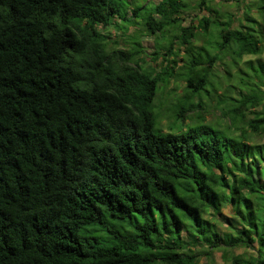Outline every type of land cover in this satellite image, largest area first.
<instances>
[{
	"label": "trees",
	"instance_id": "obj_1",
	"mask_svg": "<svg viewBox=\"0 0 264 264\" xmlns=\"http://www.w3.org/2000/svg\"><path fill=\"white\" fill-rule=\"evenodd\" d=\"M193 1L0 0V264H195L191 242L264 264V64L242 60L262 34L226 11L245 0ZM110 27L152 39L158 69L139 36L110 50ZM171 81L184 89L163 115ZM214 99L228 127L206 121Z\"/></svg>",
	"mask_w": 264,
	"mask_h": 264
},
{
	"label": "rangeland",
	"instance_id": "obj_2",
	"mask_svg": "<svg viewBox=\"0 0 264 264\" xmlns=\"http://www.w3.org/2000/svg\"><path fill=\"white\" fill-rule=\"evenodd\" d=\"M147 1H153V2H158L159 0H147ZM192 3H194L193 0H189ZM264 1L263 0H245L244 4L241 3L239 4L238 7H235L234 4H231L229 7L226 8V11H229L234 18H241L242 16V11L244 10L245 7V13L246 17L249 19H252L255 21L254 24H252V28L256 29L262 34V50L259 55H247L243 56L242 60H249L252 62L253 65H256L257 60L262 62L264 64V9L262 7ZM216 7H220L221 4L219 1H217L214 4ZM226 7V5H224ZM197 11H190L189 14L185 15V21L183 22L185 25H188L192 20L198 19L199 15L197 14ZM129 15V14H128ZM215 30H217V23L214 22L212 23L210 27V36L212 37L211 39L215 38L214 33ZM102 33L106 35L107 38V44L108 48L111 49H128L130 48V44L128 43V38L132 36H139V43L140 46H142L143 54L146 56L144 57L141 55L140 57L143 58L145 65L146 66H155L157 69L159 67V63L161 62L162 58H158L155 61H153V56L152 52L154 51L153 46H152V39L147 38V37H141L142 32L139 29L136 28H130L128 31H126L125 35L123 31L120 29H116L113 27L103 29L101 30ZM205 34L202 32H199V36L202 37ZM205 37V36H204ZM170 40V37H168L167 41ZM207 41V39L205 38ZM208 42V41H207ZM195 45L198 47L201 45L200 42H195ZM178 56L175 58L176 66H175V72L178 71V68L183 67L184 65V50L181 48L180 52H177ZM139 57V56H138ZM169 58L168 56H164V58ZM226 64V68L230 70L231 73H234V69L231 67V62L229 61V58L226 57V59L223 60ZM164 66H169L172 64H167L166 62H163ZM214 66V77L212 78L211 82L215 84L216 87H218V95H222L223 90L225 89V86H227V78L226 76V70L225 65L222 64V62H217ZM225 69V70H224ZM228 70V71H229ZM257 70V67H256ZM255 74L259 75L257 71L253 70V73L250 71H247V75L249 77L248 80H251L253 82H256L255 79ZM217 78H216V76ZM222 77L219 79L218 77ZM225 77V79H223ZM221 81L223 83V88L220 89L219 86H217L218 82ZM208 84V83H207ZM229 85V84H228ZM230 85L233 87V89H230L233 93L238 90L237 87H239V83L237 80L230 79ZM207 86V85H206ZM184 89V84L181 81H171L169 85L166 87H160L158 94L155 99V104L158 106L156 108L155 112H161V114H166L167 108L171 106L172 104L176 103L182 96ZM216 99V98H215ZM212 100L210 102V109L209 111L204 115L206 121L213 123L218 126V128H225L228 127V121L223 117L222 115V109H220V106L218 107L216 101ZM167 115V114H166ZM159 121L161 123L162 131H169V120L166 119V117H160ZM255 142L257 143H264V137H256L254 139ZM224 214H226V211L224 210ZM222 219V218H221ZM224 221V220H223ZM232 223V220H231ZM230 222H219L216 224V230L221 236L222 233L228 232V227H230ZM181 239L184 241V243L190 241V237L182 232L180 234ZM188 249V250H187ZM187 249H184L183 253H192L194 255V262L195 264H222V259H221V254L222 252L220 250L212 249L211 251V256H208L205 254L208 250L207 246L203 243L196 244L191 242ZM243 252V249H236L234 251L235 254H239Z\"/></svg>",
	"mask_w": 264,
	"mask_h": 264
}]
</instances>
